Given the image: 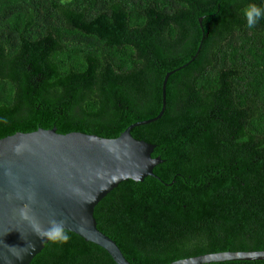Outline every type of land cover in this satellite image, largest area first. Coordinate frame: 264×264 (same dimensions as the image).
Wrapping results in <instances>:
<instances>
[{
    "label": "trees",
    "instance_id": "trees-1",
    "mask_svg": "<svg viewBox=\"0 0 264 264\" xmlns=\"http://www.w3.org/2000/svg\"><path fill=\"white\" fill-rule=\"evenodd\" d=\"M264 0H0V140L131 131L163 163L95 209L131 264L264 251ZM68 232V231H67ZM31 264H116L68 232ZM211 264H264L235 261Z\"/></svg>",
    "mask_w": 264,
    "mask_h": 264
},
{
    "label": "water",
    "instance_id": "water-1",
    "mask_svg": "<svg viewBox=\"0 0 264 264\" xmlns=\"http://www.w3.org/2000/svg\"><path fill=\"white\" fill-rule=\"evenodd\" d=\"M173 73L163 82L160 114L131 125L117 139L64 135L53 128L0 140V264H31L50 241L37 233L52 219L66 221V231L99 246L116 264H131L116 242L98 229L95 209L122 182L154 177L155 167L163 163L152 157L156 146L136 140L131 131L162 118ZM235 261H264V251L222 252L171 264Z\"/></svg>",
    "mask_w": 264,
    "mask_h": 264
},
{
    "label": "clouds",
    "instance_id": "clouds-1",
    "mask_svg": "<svg viewBox=\"0 0 264 264\" xmlns=\"http://www.w3.org/2000/svg\"><path fill=\"white\" fill-rule=\"evenodd\" d=\"M244 17L249 28L255 27L261 20H264V6L255 3L249 4L244 9ZM21 215L25 216V218L27 216L23 210H21ZM65 223L66 221L63 220L57 221L52 219L49 222V227L37 234L55 243H66L70 239V236L65 230Z\"/></svg>",
    "mask_w": 264,
    "mask_h": 264
}]
</instances>
